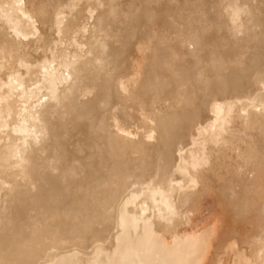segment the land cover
I'll return each instance as SVG.
<instances>
[{"label":"bare ground","instance_id":"obj_1","mask_svg":"<svg viewBox=\"0 0 264 264\" xmlns=\"http://www.w3.org/2000/svg\"><path fill=\"white\" fill-rule=\"evenodd\" d=\"M0 264H264V0H0Z\"/></svg>","mask_w":264,"mask_h":264}]
</instances>
